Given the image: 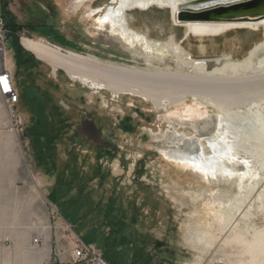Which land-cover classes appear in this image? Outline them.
Wrapping results in <instances>:
<instances>
[{"label":"rangeland","instance_id":"1","mask_svg":"<svg viewBox=\"0 0 264 264\" xmlns=\"http://www.w3.org/2000/svg\"><path fill=\"white\" fill-rule=\"evenodd\" d=\"M75 1L0 0L4 47L13 64L11 70L19 95L18 102L11 107L0 97V240H6L0 247V264H55L57 260L52 258L55 249L66 257L68 242L72 241V249L78 237L99 250L106 264H237L235 251L222 247L220 238L203 253H197L182 237V232L189 222L193 224L191 214L195 208L200 209L205 206L203 202L207 203L208 190L218 195L224 192L218 196V202L228 203L232 192L237 193V183H242L244 178L249 180L250 148L248 144L236 146L250 131L255 134L253 125L259 121H255L252 112L253 109L263 110L264 70L225 75L223 79L205 83L188 82L193 84L192 88L201 86L205 93L211 90L213 94L214 90L216 93L210 96L221 100H226L223 97L229 90L232 92L230 88L235 89L232 94H237V98L238 93L244 98L234 97L230 105L234 117L229 122L230 129L225 131L224 142H231L232 147L237 144L235 148L239 151L243 148L245 152L240 151L239 156L243 153L240 157L224 155L220 161L224 166L222 171L230 170L224 172L225 177H235L227 179L228 185L234 183V186H226L224 180L217 188L211 185L206 188L207 183L192 172L194 169L178 168L161 154L157 138H171L172 125L165 122L163 109H156L151 98L133 91L137 87L117 96L108 89L94 88L91 82L72 80L62 69L54 71L50 64L39 60L20 44L23 36L42 37L60 45L63 52L73 50L92 55L115 66L185 72L176 65L179 59L176 62L167 59L170 66L163 63L159 67L152 66L107 32H95L92 18L87 17V4L78 9L79 2ZM180 14L181 11L178 16ZM145 15L166 17L165 11L159 9ZM7 19L15 30L4 26ZM227 39L231 46L222 45L224 39L218 38L215 49L207 46L206 51H214L212 54L230 51L234 57L242 58L261 39V32L239 29L229 32ZM14 40L25 54V62L19 68L14 64ZM190 42L195 44L198 40ZM205 42L209 43L207 39ZM260 56L263 54L258 52L256 58ZM155 78L152 85L159 88L156 93L160 95L164 93L162 88L177 89L187 83L165 74ZM186 101L191 103L192 100L188 97ZM61 105L72 110L67 111ZM246 121V126L241 125ZM178 129L192 137L200 156H209L218 147V141L212 137L199 140L188 127ZM225 156L230 160L224 159ZM262 177L264 180V175ZM263 180L260 186L264 185ZM260 186L255 195L261 191ZM201 187L207 191H202ZM195 192H203V196L194 199ZM237 213L236 218L242 212ZM252 218L257 226H264L262 214ZM35 237L41 240L37 247L32 246Z\"/></svg>","mask_w":264,"mask_h":264},{"label":"bare ground","instance_id":"2","mask_svg":"<svg viewBox=\"0 0 264 264\" xmlns=\"http://www.w3.org/2000/svg\"><path fill=\"white\" fill-rule=\"evenodd\" d=\"M185 1L187 0H76L74 2H79L76 7L78 9L83 4H87V17L92 18L95 32H107L108 36L120 42L132 54L142 55L148 64L152 66L159 67L161 66L160 63L170 66L167 59L175 62L179 59L180 61L176 65L180 70H184V73L180 71L163 72L160 70H141L136 67L115 66L109 62H102L92 55H84L73 50H65L63 52L60 45L53 44L42 37L30 38L23 36L20 39V44L36 58L50 64L54 68V71L57 68L62 69L72 80H79L84 84L91 82L94 88L108 89L116 93L117 96H119L120 92L130 93L132 92V87H137V90L133 91L151 98L153 100L152 103H155L156 109H163L164 113H162V117L165 122L172 125L170 129L174 131V135L171 138H157L161 154L167 161L175 162L178 168L189 166L194 169L192 172L194 171L202 182L207 183L204 184L206 188L209 185L216 186L217 188L224 180V184L228 185L229 182L227 183V181L232 176L225 177V173H228L230 170H221L224 167L222 166L223 163L221 164L220 162L222 161L221 158L224 155H238L240 151L245 152L243 148L240 151L237 148L248 144L250 148V153H248L250 155L248 154V156L246 153L245 155L248 156H246L247 158H250L248 162L251 161L249 180H245L242 177L244 178L243 182L236 185L237 193H233L231 190L232 196L229 197L228 203L224 202V204L222 202L223 205L221 202L219 204L218 196L224 192H220L218 195L214 190H208L210 191V196L207 198V203L203 202L205 206L200 207V209L195 208V211L191 214L193 224H189V222L186 225V228L182 232V237L185 238V241L197 253H203L220 238L222 247H226L231 252L235 251L237 264H264V226H257L252 218L258 213L264 217V185L261 184L262 187L260 186V182L263 180L262 176L264 175V172H260L262 168L264 169V106H261L263 110L260 109L259 111L250 107L253 109L252 114H255L253 116H256V120L253 119L259 121V123L256 122L257 124L254 123V125L252 122L255 134L253 133L252 135L250 131L249 135L244 136L243 142L240 140L242 143L238 141L239 145L236 146V144L237 148H235V146L232 147L231 142H224L225 131L227 130L228 132V129H230L228 128L229 122H232L234 117V115L232 116L230 105L234 103V97L237 98V94L236 96L234 94L236 92H234L235 89L232 90L230 88L234 92V95L229 90L227 95L223 97L226 100H221L219 97L210 96L216 93L214 90H212L213 94H210L211 90L210 92L208 91L209 93H205L201 86L197 85V87L192 88L193 84L188 83L194 81L197 84L198 82L202 83L207 80L223 79L225 75H237L240 72L242 74L244 71L255 72L256 70H264V19H243L236 21L180 20L178 17L180 12L178 5ZM153 9L165 11L166 17H147L145 15L146 12ZM239 29L261 32V39L247 50L244 57H234L230 51L216 54H212L214 51L211 53L206 51L207 46L215 49V42L218 38L224 39L222 45L230 44L231 41L227 39V34L229 32L232 33V31L237 32ZM192 39L194 41L198 40V42L191 44L190 40ZM205 39L209 43L205 42ZM238 43L237 41L236 45L239 47ZM258 52H261L263 56L256 58ZM5 63L8 67H12L13 65L7 56ZM145 74H148L149 77ZM160 74H165L173 78V80L187 83L178 86L177 89H173L172 87L162 88V92L164 93L160 95L156 93L159 92V88L152 85L153 82H156L155 77ZM142 75H145V77ZM140 81H147V83ZM224 92H222V95ZM219 93L221 94V92ZM219 93H217L218 96ZM239 94L242 97L243 94L238 93V96ZM188 97L191 98V104H194V108L188 106L190 104L186 101ZM242 99L244 98L242 97ZM224 104H226L225 107H223ZM255 105L257 104L255 103ZM180 108H184V110L179 112ZM244 117L246 116L244 115ZM252 117H249V119L251 118L252 120ZM242 124L246 126L247 121L246 124ZM231 125L234 124L231 123ZM186 127L194 134V138L200 140L212 137L216 139L218 147L215 148L213 154L209 156L198 155L196 142L192 137L185 136L184 131H179L180 129H178ZM235 128L238 130L240 127L236 126ZM234 139H236V136ZM206 146L208 147V145ZM233 148H235L234 151ZM225 158L226 160L228 159L226 156ZM247 158L245 159L244 157V160H247ZM237 161L236 159L235 163H238ZM241 163L243 162L241 161ZM234 165L232 163V166ZM229 166L231 167V165ZM188 169L191 171L190 168ZM234 174L237 175L238 173ZM232 185L228 186L232 187ZM258 186L262 189L255 195L254 192ZM204 187H201L202 191H207ZM226 190L228 189L226 188ZM216 191L218 190L216 189ZM252 193H254L255 197L252 199L253 202H250ZM201 196H203V192L194 193V199H198ZM240 210L242 212L240 215L242 216L239 218L240 215H237L238 218H236V214ZM213 223L217 226L214 227ZM225 229L227 231L223 235L222 232Z\"/></svg>","mask_w":264,"mask_h":264},{"label":"built area","instance_id":"3","mask_svg":"<svg viewBox=\"0 0 264 264\" xmlns=\"http://www.w3.org/2000/svg\"><path fill=\"white\" fill-rule=\"evenodd\" d=\"M3 23L0 20V97L9 107L18 102L19 95L13 80L11 67L5 63L6 49L4 47ZM41 243L38 237L32 239V246L37 247ZM6 244V240H0V247ZM72 245L69 241L67 245ZM75 246L71 249L67 246V255L62 256L59 249H55L52 258L55 264H106L101 253L92 244L84 242L81 238H76Z\"/></svg>","mask_w":264,"mask_h":264},{"label":"water","instance_id":"4","mask_svg":"<svg viewBox=\"0 0 264 264\" xmlns=\"http://www.w3.org/2000/svg\"><path fill=\"white\" fill-rule=\"evenodd\" d=\"M178 8L181 11L178 17L181 20L264 19V0H187L179 4ZM188 106L193 107L194 104L190 103Z\"/></svg>","mask_w":264,"mask_h":264},{"label":"trees","instance_id":"5","mask_svg":"<svg viewBox=\"0 0 264 264\" xmlns=\"http://www.w3.org/2000/svg\"><path fill=\"white\" fill-rule=\"evenodd\" d=\"M4 26L9 30H15V26L11 22L10 19H7ZM13 49H14V56H13L14 64L16 68H19V66L25 62V59H24L25 54H24L23 48L20 46V44L16 40H14Z\"/></svg>","mask_w":264,"mask_h":264},{"label":"flooded vegetation","instance_id":"6","mask_svg":"<svg viewBox=\"0 0 264 264\" xmlns=\"http://www.w3.org/2000/svg\"><path fill=\"white\" fill-rule=\"evenodd\" d=\"M63 108H65L67 111L72 110L71 107L65 106V105H61Z\"/></svg>","mask_w":264,"mask_h":264},{"label":"crops","instance_id":"7","mask_svg":"<svg viewBox=\"0 0 264 264\" xmlns=\"http://www.w3.org/2000/svg\"><path fill=\"white\" fill-rule=\"evenodd\" d=\"M11 59V58H10ZM71 246V244L70 245H68V247H70Z\"/></svg>","mask_w":264,"mask_h":264}]
</instances>
